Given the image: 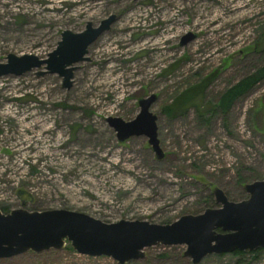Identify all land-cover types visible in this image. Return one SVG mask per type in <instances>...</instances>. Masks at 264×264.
<instances>
[{
  "label": "rangeland",
  "instance_id": "374dc122",
  "mask_svg": "<svg viewBox=\"0 0 264 264\" xmlns=\"http://www.w3.org/2000/svg\"><path fill=\"white\" fill-rule=\"evenodd\" d=\"M111 14L117 20L77 64L72 88L39 69L0 78V208L164 224L219 207L215 187L247 198L244 184L264 179V78L227 114L217 104L264 66V0H0V62L9 53L45 58L64 30ZM187 34L194 37L182 44ZM200 85L186 108L167 113ZM152 94L162 159L146 136L119 141L107 121L135 118ZM68 246L0 264H120ZM186 247L152 246L126 264H194ZM199 264H264V250L212 253Z\"/></svg>",
  "mask_w": 264,
  "mask_h": 264
},
{
  "label": "water",
  "instance_id": "95a60500",
  "mask_svg": "<svg viewBox=\"0 0 264 264\" xmlns=\"http://www.w3.org/2000/svg\"><path fill=\"white\" fill-rule=\"evenodd\" d=\"M117 18L111 14L98 25L88 21L81 32L64 30L57 47L45 58L32 53H9L6 61L0 62V78L39 69L38 76L58 74L63 88H72L77 64L90 60L91 45L111 29ZM193 37L184 35L182 44ZM156 99L155 94L141 98L140 112L131 120L110 116L107 121L119 141L146 136L157 158L162 159L165 152L158 136V116L150 110ZM244 189L248 197L234 201L221 187H215L213 194L219 207L185 214L164 224L140 219L105 222L69 209L14 208L6 213L0 208V259L28 251L62 250L67 242L81 254L110 256L120 264L144 258L145 249L156 245H186L184 256L194 264L212 253L264 249V179L245 183Z\"/></svg>",
  "mask_w": 264,
  "mask_h": 264
},
{
  "label": "trees",
  "instance_id": "16d2710c",
  "mask_svg": "<svg viewBox=\"0 0 264 264\" xmlns=\"http://www.w3.org/2000/svg\"><path fill=\"white\" fill-rule=\"evenodd\" d=\"M264 78V66L258 68L254 73L249 74L244 77L236 84L228 88L219 99L217 104L218 109H220L224 114L232 108L233 104L244 94H246L254 85H256L261 79ZM202 86L192 87L187 89L185 92L181 93L177 98H175L168 106L165 107L167 113L174 114L178 111L183 110L187 107L200 93ZM243 181V180H241ZM3 212H9L8 208H1ZM72 249L71 246H68ZM73 250V249H72ZM264 250L263 248L252 251L253 254H257ZM245 251H235V254H243Z\"/></svg>",
  "mask_w": 264,
  "mask_h": 264
}]
</instances>
